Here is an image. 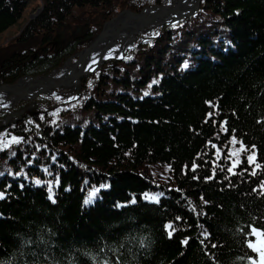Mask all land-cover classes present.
Returning <instances> with one entry per match:
<instances>
[{"label":"trees","instance_id":"obj_1","mask_svg":"<svg viewBox=\"0 0 264 264\" xmlns=\"http://www.w3.org/2000/svg\"><path fill=\"white\" fill-rule=\"evenodd\" d=\"M30 1L0 0V34ZM113 2L43 0L0 55V86L60 68ZM84 9L95 26L53 47ZM62 101L0 112V264H251L249 226L264 230V0H201Z\"/></svg>","mask_w":264,"mask_h":264},{"label":"water","instance_id":"obj_2","mask_svg":"<svg viewBox=\"0 0 264 264\" xmlns=\"http://www.w3.org/2000/svg\"><path fill=\"white\" fill-rule=\"evenodd\" d=\"M200 1L201 0H174L170 5L145 8L141 13H133L131 11H127L123 13L124 20L118 26V28L123 27L124 24H127V22L124 21H127L129 19L135 20L137 22V27H135V29L133 30V35H136L133 40L134 42L137 38V35L141 34L142 32H149L163 25H172L179 22L181 19H185L194 15L199 9ZM117 18H119V16ZM115 19H113L112 21H114ZM106 25L104 26L102 33L97 36L96 39H94V41L91 42V44L87 48L83 49L78 54L76 64L72 67V69H70V73L66 78L53 82L49 80L50 75L47 77L36 78L26 76L19 79L14 84L0 86V93L6 92L8 94L15 95L14 102L8 108L1 109L0 112L12 110V108L19 102L31 101L39 95L54 93L55 88L68 87L70 86L69 82L73 80H77L76 88L78 90V81L91 74H94L99 69L102 63L108 61L100 59V61L96 65L97 70L95 72L90 73L86 71L82 72V60L89 53L93 52L98 44L104 43L106 41V47H110L113 46L115 41L119 38L118 34L115 32H113L112 34L105 32ZM61 37L62 33H60L59 36L54 39V43L56 45L60 43ZM122 56L123 55H120L119 58H122ZM119 58L111 60L116 61L119 60ZM30 112H33V110L31 109ZM22 114L23 112H11L7 120H9L11 117H14L19 120L22 118Z\"/></svg>","mask_w":264,"mask_h":264},{"label":"rangeland","instance_id":"obj_3","mask_svg":"<svg viewBox=\"0 0 264 264\" xmlns=\"http://www.w3.org/2000/svg\"><path fill=\"white\" fill-rule=\"evenodd\" d=\"M141 1V0H140ZM139 1V2H140ZM174 0H171L170 4L173 2ZM138 1H136L133 6L135 7L134 9H130L131 12L133 13H141L143 12V10L145 8H151V7H154V6H161L159 4L157 5H146L142 8H140V6L146 4V2H141L139 3ZM115 3V0L114 2ZM115 6H116V9L115 10H112L109 12V14H111L112 17L108 18L105 20V22L103 21L101 23V28H100V31L99 33L95 36L94 39H96L97 36H99L102 31H103V28L104 26L107 24V23H110L112 22L113 19L117 18L118 16L119 17H122L123 13L127 12V11H130L127 7H126V2L124 0H119L115 3ZM42 7H43V0H31L30 3L27 5V7L24 9L22 15H21V18L17 21V23L15 25H13L12 27H10L9 29H7L5 32H3L2 34H0V55L3 53V51L7 48V47H11V45L14 43V40L20 35V33L25 29V27L28 25L29 22H31L32 20H34L42 11ZM101 17V16H100ZM98 22V17L95 15V13H93L92 11L90 10H86L84 9L83 11H79L77 13H75V15L73 16L72 20L63 28H58L55 30L54 34H53V40L52 42L54 43V39L57 38L59 36L60 33H62V37L60 39V43L58 45H56L55 43L53 44V47L55 48H58L60 47L64 40L67 38V35L66 33L67 32H70V34H76L77 31L79 29H81V27L84 25V24H87L88 26L89 25H92V26H95V24ZM118 25V24H117ZM119 26V25H118ZM126 28V27H125ZM143 33V32H142ZM139 35V34H138ZM94 39L91 41L93 42ZM131 41V40H130ZM136 41V40H135ZM134 41V42H135ZM88 43V45H86L85 47H83V49L87 48L90 44ZM134 42H129V44L127 45V47L125 48L124 52L122 53L121 52V47H122V40L120 38H118L114 45L113 46H110L108 47V51L112 53V55H110L109 57H106L107 60H111V59H117L120 57V55H123L129 48H131V46L133 45ZM81 49L77 54H74L72 57H70L60 68H57V69H54V70H51L50 73H48L47 75H39V76H36V77H47L53 73H56V72H59L67 63L72 66H74L76 64V60L78 59V54L83 50ZM109 58V59H108ZM104 64V63H103ZM102 65V64H101ZM100 65V66H101ZM99 70V69H98ZM97 70V71H98ZM96 71V72H97ZM95 72V73H96ZM93 74L81 79L80 81H78V90H80V84L83 80L89 78L90 76H92ZM28 76V75H26ZM26 76H23V77H26ZM21 77V78H23ZM31 77V76H29ZM35 77V78H36ZM19 78V79H21ZM19 79H17L15 82H17ZM14 82V83H15ZM12 83V84H14ZM3 85H11V84H3ZM2 86V85H1ZM76 86L71 83L70 86L68 87H58V88H55V91L54 93H49V94H45L46 96L50 97V98H57L59 99L61 97V99H63L62 102H65L68 100V98L74 96V94H76V92L78 91ZM111 90H115V91H120L119 89H116V88H108V91H111ZM40 96V95H39ZM37 98V97H36ZM35 98V99H36ZM34 99V100H35ZM34 100H31L29 102H32ZM20 103V102H19ZM18 103V104H19ZM17 104V105H18ZM15 105L12 110L10 111H3V112H15V108L16 106ZM33 110V112H30V110ZM23 112V114L21 115V117H23L24 115V111H21ZM21 112H15V113H21ZM26 112L32 116V115H35L37 113V110L34 108V107H30L26 110ZM89 198V197H88ZM87 198V199H88ZM255 258H257V254L255 253Z\"/></svg>","mask_w":264,"mask_h":264},{"label":"bare ground","instance_id":"obj_4","mask_svg":"<svg viewBox=\"0 0 264 264\" xmlns=\"http://www.w3.org/2000/svg\"><path fill=\"white\" fill-rule=\"evenodd\" d=\"M123 20L124 18L122 15V17L115 19L114 21L107 24L105 27V32H108L109 34H112L113 32H115L118 34L119 38L122 40V47H121L122 53L124 52L129 42H133L136 36V35H133V30L135 29V27H137L136 25L137 22L133 19H129L127 21H124V22H127V24H124L123 27L118 28V25H120ZM107 49L108 47H106V41L104 43L98 44L96 49L93 52L89 53L82 60V72L83 71L90 72V73L95 72L97 70L96 65L98 64L100 59L107 60L106 57H109L110 55H112V53L109 52ZM72 67L70 64L67 63L59 72L51 74L49 77V80L55 82L60 79L66 78L69 75L70 69H72ZM71 83H73L76 86L77 80L70 81L69 84ZM14 100H15V95L8 94L6 92L0 93V110L8 108L14 102Z\"/></svg>","mask_w":264,"mask_h":264},{"label":"snow or ice","instance_id":"obj_5","mask_svg":"<svg viewBox=\"0 0 264 264\" xmlns=\"http://www.w3.org/2000/svg\"><path fill=\"white\" fill-rule=\"evenodd\" d=\"M185 67H187V64L184 65ZM147 95V93H145ZM211 115V113L209 114ZM13 140H15V138H13ZM235 142V141H234ZM4 147H7V144L4 145ZM243 150V148H242ZM248 161L250 164L255 163V153H253L252 155L248 156ZM238 163V161H237ZM233 167H235V164L233 165ZM256 167L259 168L260 165L256 164ZM232 169L230 168L229 171H231ZM252 175H256L255 171H253L251 173ZM37 184L40 183V181H36ZM262 187H264V185H262ZM49 191H51V189H49ZM95 195V192H93L89 198L85 201V203H90L92 200V197ZM51 198V197H49ZM149 198V197H146ZM150 199L155 200L156 197H150ZM169 228H171L172 226L169 225ZM172 233L169 232V236H171ZM248 237H251V239L247 240V247L249 249L252 250V252L257 254V258L255 259H251V264H264V230L262 229H257L254 226H249V232H248ZM188 243L187 240L184 241V244L186 245ZM213 247H215V245H213Z\"/></svg>","mask_w":264,"mask_h":264}]
</instances>
